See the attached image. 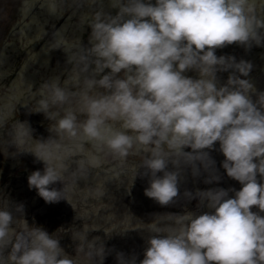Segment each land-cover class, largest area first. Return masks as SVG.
Listing matches in <instances>:
<instances>
[{
    "label": "clouds",
    "instance_id": "1",
    "mask_svg": "<svg viewBox=\"0 0 264 264\" xmlns=\"http://www.w3.org/2000/svg\"><path fill=\"white\" fill-rule=\"evenodd\" d=\"M62 2L89 9L77 26L87 28V42L53 33L49 51L65 54L66 79L50 77L36 98L0 107V151L42 163L27 181L47 204L73 207L82 189L104 198L129 173L132 182L147 180L144 195L161 207L185 203L139 228L106 232L77 216L82 226L49 233L28 222L24 203L0 194V264H104L113 253L117 264H264V91L251 78V61L217 55L233 44L264 47V0ZM18 105L43 114L47 137L15 118ZM213 151L241 187H183L189 177L221 181ZM100 230L108 237L139 231L143 258L107 247L92 235ZM65 232L74 255L61 245Z\"/></svg>",
    "mask_w": 264,
    "mask_h": 264
},
{
    "label": "rangeland",
    "instance_id": "2",
    "mask_svg": "<svg viewBox=\"0 0 264 264\" xmlns=\"http://www.w3.org/2000/svg\"><path fill=\"white\" fill-rule=\"evenodd\" d=\"M57 5H59V8L56 14H52L50 9L56 8ZM0 15L6 16V19L0 21V107H4L16 101L28 102L36 98L41 91V85L50 77L58 76L62 80L67 69L63 64L65 54L61 50L49 51L53 33L62 32L65 42L69 44L81 39L87 42V28L80 30L77 26L90 15V11L88 8L78 12L74 11L62 0H0ZM238 47L233 44L218 49V51L222 50L223 54H229L233 48V54L230 55H234L238 60L243 58L251 61L254 65L250 74L251 78L256 88L264 91V56L259 53L260 55L255 54L256 57L254 55L255 59L252 57L247 58V51L244 48H240L242 51H239L240 49L237 50ZM254 48L257 47L254 46L252 49ZM223 75L227 76L228 74L224 73ZM226 78L223 79L226 80ZM17 109L15 118L22 121L28 120L31 126L34 129L36 128L34 132L36 138H39L38 131H47L45 129L47 128L46 122H43V126H40L37 118L33 115L40 114L28 115L26 109L20 105L17 106ZM9 115L13 114L9 113ZM211 155L216 160L217 168L222 176L221 181L218 184H205L203 176L195 181L189 177L183 187L193 191L196 188L207 189L216 186L234 187L238 190L241 187L239 182L229 178L221 167V161L224 159L222 153L213 151ZM27 159L35 167L37 165V168L42 169V163H35L32 155L28 156ZM129 163L134 166L135 161ZM2 164L4 165L0 170V194L13 201L24 203L28 222L43 226L49 233H53L58 229L68 231L73 225L82 226V221L77 219V216L86 218L84 227H102L106 232L113 228H139L143 227V222H151L154 214L182 212L185 203L181 201L178 205L171 207H161L154 201L149 203L150 198L148 202L142 194L143 188L148 186L147 180L137 176L132 182L131 173H129L126 178H123V184H120L119 181L110 183L107 186L109 195L104 198H91L88 196V189H82L80 195L73 199L74 208L63 200L56 204H47L38 196L36 191L33 192L34 189H25L19 184L14 186V182L8 179L11 178L7 174L9 166L15 168L14 166L22 164L20 161L6 157L0 151V165ZM25 166L28 168L27 163H25ZM111 167H114V165L101 168L99 176L104 179V172ZM102 183L103 180L101 182L97 180L96 182L97 186ZM57 187H62V185L58 184ZM183 187L181 191H183ZM196 204L197 201L193 200L187 204V207L189 210H195ZM110 207L113 210H120V212H116L109 218L107 211L110 210L108 209ZM49 213H55L54 216L56 215L57 217H55L59 219L60 215L63 217L62 224L52 220L56 223L53 225L56 226L54 231H52L50 225L51 217H49ZM97 215L104 217L102 224H97V222L101 223V221H97L99 218ZM55 217H52V219ZM117 217H120V219ZM92 235L103 238L109 248H115L117 251H123L126 254L136 253L138 259L143 258L145 242L142 234L137 230H129L123 235L114 233L111 237L106 236L103 230L95 231ZM116 239L119 240V243H122L121 247H118V242H113ZM61 245L70 254H75L70 232L62 234ZM104 264H117L115 254L108 255Z\"/></svg>",
    "mask_w": 264,
    "mask_h": 264
},
{
    "label": "trees",
    "instance_id": "3",
    "mask_svg": "<svg viewBox=\"0 0 264 264\" xmlns=\"http://www.w3.org/2000/svg\"><path fill=\"white\" fill-rule=\"evenodd\" d=\"M240 48H242V47H238L237 48V50L238 49H240ZM239 51H242L241 49L239 50ZM263 51H264V47H257V48H254V49H251V50H249V51H247V53H248V56H247V58H249V57H252V58H254L255 59V57H256V55L255 54H257V55H260L259 53H262L261 55H263L264 56V53H263ZM221 53V54H220ZM229 54H233V48L231 49V52L229 53ZM217 55H223V53H222V50H217ZM254 55H255V57H254ZM64 64V63H63ZM67 71V69L65 70V72ZM66 74V73H65ZM224 73H222V74H220L221 75V77H222V79L223 78H226L227 76H225V75H223ZM65 76V77H64ZM63 77H62V81L63 80H65L66 79V75H64ZM36 118H37V120H38V122H39V125L40 126H43V122H46V125H47V121L45 120V118H44V116H43V114H40V115H35V114H33ZM32 115V116H33ZM25 116V115H24ZM38 129V128H37ZM45 129H47V128H45ZM35 131H36V128H35ZM41 131V130H40ZM40 131H38V137H40V136H43V137H47V135H48V132L46 131V132H44L43 130L40 132ZM10 151H11V149H10ZM29 157H30V155H28ZM27 154H24V155H20V156H18V157H16L15 159L16 160H18V161H20V163H22V164H19V166H14L15 168H12L11 166H9V171H7V174H9L10 176H11V178H8L9 180H11L12 182H14L13 183V185L15 186V185H17V184H19V185H21V186H23V188H25V189H29V187H28V181H27V177H28V175L32 172V171H34V170H36V169H38L37 168V165H36V167L34 166V164H32L31 162H28V159H27ZM10 157V156H9ZM10 158H12V157H10ZM25 163H27V165H28V168L25 166ZM6 164H7V162H6ZM3 165L4 164H2V165H0V170H1V167H3ZM29 166H31L30 168H29ZM9 175H7V176H9ZM103 179L101 178V176H99V179H98V182H101ZM24 185H26V186H24ZM24 189V190H25ZM144 189H145V187L143 188V190H142V194H144ZM31 190H33V189H31ZM35 190H33V192H34ZM23 192V191H22ZM29 194H31L30 192H29ZM27 196V195H26ZM33 198H35L34 196H33ZM144 199L146 200V201H148L149 202V198H147L145 195H144ZM153 202V200H151L150 199V202L149 203H152ZM155 203V202H154ZM112 207H114V206H112ZM108 209H110V210H108L107 211V216L110 218L113 214H116V212H120V210H113V209H111V207L110 208H108ZM55 214V213H54ZM54 214L53 213H49V217H51V221H50V225H51V227H52V231H54V229L56 228V226L54 227L53 225H55L56 223H55V221H57V222H61V224H62V221H63V217L60 215V219L59 218H56L55 216H54ZM97 216H99V218L97 219V221H101V223H99V222H97V224H102V222L104 221V217L102 216V215H97ZM52 217H55V218H53L52 219ZM118 218V217H117ZM118 219H120V217L118 218ZM52 220H55V221H52ZM58 223V224H59ZM108 231H111V230H108ZM115 236V235H114ZM113 242H115V243H119V240L118 239H116V240H114ZM121 245H122V243H119L118 244V247H121ZM117 250V249H116ZM117 263V262H116Z\"/></svg>",
    "mask_w": 264,
    "mask_h": 264
}]
</instances>
